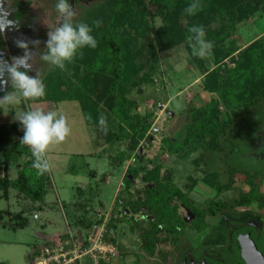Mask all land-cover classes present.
Wrapping results in <instances>:
<instances>
[{"label":"rangeland","instance_id":"obj_1","mask_svg":"<svg viewBox=\"0 0 264 264\" xmlns=\"http://www.w3.org/2000/svg\"><path fill=\"white\" fill-rule=\"evenodd\" d=\"M69 3L75 12L74 23L100 20L103 24L104 20L101 18L106 11H103L105 4L101 0H69ZM56 4L57 0H0V14L7 16V20L14 25L0 33V59L11 62L13 57L23 55V50L15 44L17 39L40 41L38 48L30 43L29 50L43 53L46 50L49 30L61 23ZM153 24L155 28L160 27V19L156 18ZM214 25L220 26L221 23L217 20ZM230 31L222 50L234 47L237 51L233 54L235 59H225L221 67L224 69V77H228V86L236 94L239 90H245L242 85L247 73L243 69L247 64L243 59L236 58L239 52L253 41L259 40L258 52L264 57V12H258L252 19L244 24H237ZM135 40L136 38L132 45L139 51L138 61L142 64L139 77L147 76L152 81L140 82L128 97L137 103L135 112L141 117H146V122L150 123L148 133L140 140L129 158L124 160L121 166L114 167L111 158H115L120 151L127 150L131 138L123 139L116 148H113L116 146L114 145L111 149L102 140H99L98 144L94 138V128L86 123L78 102L65 101L57 106L51 103L30 105L31 110L40 108L44 111L62 112L67 118L71 134L63 143L53 146L47 153L50 163V170L47 171L50 186L42 209L38 213L26 212L29 222L22 229L13 230L9 226H3L10 214H4L0 220V263L30 264V252L42 246L46 239L55 240L62 233H66L71 217V204L80 198L78 189L84 193L82 198L92 200L96 216L100 215L99 219L96 217L99 221H102L100 219L106 214L110 218L112 206L118 197L119 204H116L114 214L118 216L119 221L116 229L111 231V234L116 236L117 245H114L117 255L111 264H135L136 261L138 264H176L177 260L178 264L180 261L183 264H200L194 261L186 263L187 257L177 255L190 252L191 247L203 240L206 227L211 228L218 221V218L205 216L209 213L210 201L232 202L241 192L250 189L246 180L247 173L243 170L248 173L256 172L258 175L255 183L259 185L263 201L259 204L255 202L245 209L231 210L228 207L221 211L225 215L251 221L261 217V208H264V103L258 99L259 95L255 93L253 108L240 109L237 115H232L219 95L202 89L204 77L200 72L199 63L206 61V65L213 68V54L206 58L191 56L184 45H179L171 51L160 53V61L155 65L149 61L147 40ZM53 69L52 65L37 59L28 74L35 77L38 71L42 80ZM5 78L7 79V76ZM10 90V81L7 86L0 82V98ZM204 103H210L217 109L220 121L228 124L225 134L218 133V146L211 148L208 135L205 136V141L201 142L204 147L184 157L181 152L168 151L165 141L181 142L185 137L187 117ZM8 111L5 115L0 110V129L4 130V133L9 131L13 139V124L23 129L15 119L14 112L25 111V108L21 103ZM128 166L136 169L143 167L146 170L159 166L161 183L183 188L186 194V197L174 194L170 199V213L173 215V210L175 213L179 212L183 219H179L182 225L173 233L160 229L152 256L142 249L138 234L151 216L145 203V190L156 186L154 182L142 180L145 171H139L134 177L126 173ZM91 171H95V177L90 175ZM232 171L237 172L231 177ZM9 174L12 179L15 177L13 165L9 168ZM124 178L131 181L128 189L125 188ZM187 202L203 212L200 214L202 220L194 221L195 214L184 207ZM125 204L126 215L122 216L120 212ZM32 205L30 201L17 197L12 189L8 200L0 199V211L9 210L16 213L25 211ZM262 211L264 213V209ZM261 228L264 229L263 225ZM71 230L72 233L78 231L76 228ZM245 235L238 236L239 245L246 241ZM257 244L260 249H264V234ZM226 254L230 253L225 252Z\"/></svg>","mask_w":264,"mask_h":264},{"label":"trees","instance_id":"obj_2","mask_svg":"<svg viewBox=\"0 0 264 264\" xmlns=\"http://www.w3.org/2000/svg\"><path fill=\"white\" fill-rule=\"evenodd\" d=\"M101 1L105 4L103 11H106L101 18L104 20L103 24L97 28L93 22L87 23L93 28L92 35L97 40V47L82 49L83 55L78 53L73 62L66 65L65 71L54 68L47 73L42 79L46 89V96L43 99L22 103L27 111L31 110L30 105L33 104L51 103L57 106L65 101L78 102L86 123L94 128V138L97 142L102 140L111 149L114 145L116 146L113 148H116L123 139L131 138L129 148L120 151L115 158H111L114 167L121 166L123 161L129 158L150 129V123L146 122L147 118L135 112L136 101L128 97L131 90L138 87L140 82L152 81L147 76L139 77L142 64L138 61L139 51L132 45L134 38H136L135 41L147 40L149 61L158 65L160 53L171 51L179 45H184L185 50L192 56V48L187 40L190 35L189 29L193 25H203L206 39L214 44L212 54L215 66L209 68L206 61L199 63L200 72L204 77L202 89L219 95L232 115H237L240 109L253 108L255 93L264 103V57H261L258 52L259 40L253 41L236 57L238 60L243 59L247 64V67H243L247 72L242 85L245 90H239L234 94L233 89L228 86L229 81H226L228 77H224V69L221 67L225 59L234 60L233 54L237 51L234 47L227 48L226 51L222 50V46L230 36V30H233L237 24L246 23L258 12L263 13L264 0H199L201 9L192 16L184 12L192 0ZM156 18L160 19L161 25L155 28L153 22ZM217 20L220 21V26L214 25ZM150 35L151 38H149ZM219 115V111L210 103H204L195 108L187 117L184 139L174 143L165 141L168 151L181 152L184 157L204 147L205 145L201 146V142H204L205 136L208 135L211 148H216L218 133L225 134L228 127L227 122L225 124L220 121ZM101 116L107 118L106 133L99 125ZM13 131H15V137L12 139L9 131L4 133V130L0 129L2 156L0 199L8 200L10 189H12L17 197H22L33 204L29 209L16 213H11L9 210L0 211V220L3 219L4 214H10L8 220L3 222V226H9L15 230L28 225L26 212L38 213L42 209L50 186V177L47 172L37 176L36 170L32 168L34 158L31 150L28 146L21 144L24 135L22 127L13 124ZM11 165L15 167L13 179L9 174ZM139 171H145L142 176L144 182H154L156 186L145 190L147 197L145 203L151 216L148 217L144 229H141L138 234L141 238L142 249L152 256L155 253L160 229L163 228L168 233H173L182 225L175 210L171 215L169 203L174 194L179 197L183 195L178 189L170 187L168 183H161L159 166L151 170L128 166L126 173L134 177ZM243 171L247 173L246 180L249 182L250 189L247 192H241L232 202L210 201L208 208L210 214L214 212L213 210L219 211L228 207L245 209L255 202L259 204L263 201L259 185L255 183L258 175L256 172H249V174L247 170ZM236 172L232 171L231 177ZM90 175L95 177V171H91ZM123 180L126 183L125 188L128 189L131 181L126 178ZM217 189L220 190L219 187ZM78 190L80 198L71 204V217L67 226L84 232L90 230L93 225H100L102 221L96 219V210L92 200L82 198L84 193L81 189ZM116 204H119L118 197L112 206V213L105 225L106 232L103 236L105 241L113 245H117V242L116 236L112 235L111 231L116 229L119 221L118 216L114 214ZM126 207L127 204L121 209L122 216L126 215ZM61 237H66L65 233ZM36 250L37 248L33 251L36 253ZM28 257L31 262L34 253L31 252ZM138 263L136 261L135 264Z\"/></svg>","mask_w":264,"mask_h":264},{"label":"clouds","instance_id":"obj_3","mask_svg":"<svg viewBox=\"0 0 264 264\" xmlns=\"http://www.w3.org/2000/svg\"><path fill=\"white\" fill-rule=\"evenodd\" d=\"M200 9L199 0H192L184 12L192 16L196 15ZM56 10L60 15L61 23L53 30H49L46 50L43 53L29 50L30 43L38 48L40 41L29 42L17 39L15 44L23 50V55L13 57L11 62L0 59V82L7 86L10 81L11 88L0 98V110L5 115L9 113L10 108L22 102L40 100L46 96L45 85L40 79L39 72L37 71L35 77L28 74L37 59L65 71L66 65L72 63L78 53L83 55L82 49L97 47V40L92 35L93 28L84 22L74 23L75 12L69 0H57ZM6 17L0 14V33L14 26L13 22L8 21ZM93 23L99 28L102 21L96 20ZM189 33L187 40L192 48V55L199 58L211 56L214 44L206 39L203 25H193ZM14 113L15 119L24 130L21 144L29 147L34 158L32 168L36 170L37 176L43 175L50 170L47 153L53 146L63 143L71 134L67 118L62 112L44 111L40 108ZM89 119H91L90 116ZM99 125L106 133L107 118L101 116Z\"/></svg>","mask_w":264,"mask_h":264},{"label":"flooded vegetation","instance_id":"obj_4","mask_svg":"<svg viewBox=\"0 0 264 264\" xmlns=\"http://www.w3.org/2000/svg\"><path fill=\"white\" fill-rule=\"evenodd\" d=\"M174 189H178L183 196H185V191L183 188L177 186H171ZM186 197V196H185ZM185 209H190L193 214H195L194 221L202 220L200 214L203 212L196 210V208L187 202L184 205ZM231 210H236L232 209ZM264 208H261V213L255 221L246 220L242 218H234L231 215H225L221 210L214 212V214L209 215L206 213L205 216H210L215 219L218 218L212 227H206V231L202 237L203 240L197 244L195 247L189 249L190 252L185 254H179L177 256L183 255L189 262H198L200 264H245L240 256V250L242 247L238 243V236L248 234L249 237L255 243L257 249L261 251L264 256V249H260L257 242L261 240L262 235L264 234V229L261 228V225L264 227ZM226 209H223L225 211ZM176 215L179 216V219L183 221L179 212H176ZM197 220V221H196ZM205 221V218L203 219ZM205 223V222H204ZM212 236L214 239H212ZM229 252L230 254H226ZM225 257H222L224 256ZM218 257V258H216ZM181 264L183 262L180 261ZM179 263V264H180ZM178 264V260L176 261Z\"/></svg>","mask_w":264,"mask_h":264},{"label":"built area","instance_id":"obj_5","mask_svg":"<svg viewBox=\"0 0 264 264\" xmlns=\"http://www.w3.org/2000/svg\"><path fill=\"white\" fill-rule=\"evenodd\" d=\"M100 218V215L97 214ZM100 225L90 230L72 233L66 237L48 240L38 247L31 264H111L116 258V247L104 240L108 214L101 219Z\"/></svg>","mask_w":264,"mask_h":264},{"label":"water","instance_id":"obj_6","mask_svg":"<svg viewBox=\"0 0 264 264\" xmlns=\"http://www.w3.org/2000/svg\"><path fill=\"white\" fill-rule=\"evenodd\" d=\"M245 239L246 241L240 244L242 247L241 255L245 264H264L263 254L258 251L248 234L245 235Z\"/></svg>","mask_w":264,"mask_h":264},{"label":"crops","instance_id":"obj_7","mask_svg":"<svg viewBox=\"0 0 264 264\" xmlns=\"http://www.w3.org/2000/svg\"><path fill=\"white\" fill-rule=\"evenodd\" d=\"M93 206H94V205H93ZM94 208H95V207H94ZM95 210H96V209H95ZM37 217H38V216H37ZM96 217H97V216H96ZM38 218H39V217H38ZM98 219H99V217H98ZM67 228H68L69 231L72 232V230H71L72 227H68V226H67ZM72 229H73V228H72ZM68 230H67V231H68ZM67 231H66V232H67ZM74 232H75V231H74ZM77 232H80V231H76V233H77ZM63 234H64V233H62V235H63ZM52 238H54V237H52ZM48 240H50V238L46 239V242H47ZM30 253H31V252H30ZM30 253H29V254H30Z\"/></svg>","mask_w":264,"mask_h":264}]
</instances>
